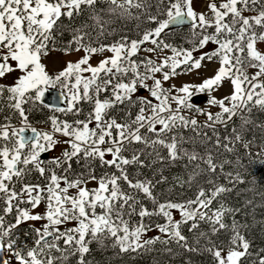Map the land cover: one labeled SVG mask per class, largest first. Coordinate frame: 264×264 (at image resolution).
Segmentation results:
<instances>
[{"label": "snow or ice", "instance_id": "obj_1", "mask_svg": "<svg viewBox=\"0 0 264 264\" xmlns=\"http://www.w3.org/2000/svg\"><path fill=\"white\" fill-rule=\"evenodd\" d=\"M264 0H0V264H264Z\"/></svg>", "mask_w": 264, "mask_h": 264}, {"label": "trees", "instance_id": "obj_2", "mask_svg": "<svg viewBox=\"0 0 264 264\" xmlns=\"http://www.w3.org/2000/svg\"><path fill=\"white\" fill-rule=\"evenodd\" d=\"M262 172H264V169H259V170H258V174H260V173H262Z\"/></svg>", "mask_w": 264, "mask_h": 264}]
</instances>
